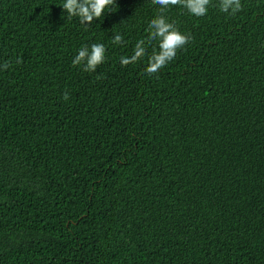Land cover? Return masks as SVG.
<instances>
[{
  "label": "trees",
  "instance_id": "obj_1",
  "mask_svg": "<svg viewBox=\"0 0 264 264\" xmlns=\"http://www.w3.org/2000/svg\"><path fill=\"white\" fill-rule=\"evenodd\" d=\"M63 3L0 0V264H264V0L170 7L194 39L151 76L120 57L152 0L91 25ZM93 43L106 61L74 67Z\"/></svg>",
  "mask_w": 264,
  "mask_h": 264
},
{
  "label": "clouds",
  "instance_id": "obj_2",
  "mask_svg": "<svg viewBox=\"0 0 264 264\" xmlns=\"http://www.w3.org/2000/svg\"><path fill=\"white\" fill-rule=\"evenodd\" d=\"M158 5L157 14L149 21L147 39H139L131 56L120 57L122 66L135 64L144 57H147L145 72L148 75L157 74L169 62L174 60L179 50L184 49L194 38L190 33L182 32L174 21L167 15L170 7L180 6L187 10L190 15L203 17L208 14L210 7H216L221 13L235 16L242 11L244 5L242 0H152ZM69 19L79 17L82 25H91L96 19L105 14V10L116 6V0H64L61 4ZM154 41H158V50L153 49L148 53V47ZM112 43L116 45L125 44L121 34H115ZM107 48L103 43H93L90 46L84 45L78 50L73 58V66H81L85 72H95L97 67L106 61ZM22 58H17L14 63L21 64ZM13 62L5 61L0 69L7 70L12 67ZM65 101L70 99V93L65 90L63 93Z\"/></svg>",
  "mask_w": 264,
  "mask_h": 264
}]
</instances>
